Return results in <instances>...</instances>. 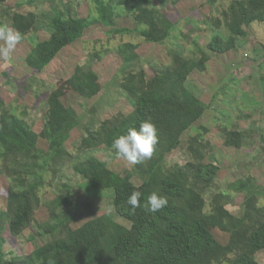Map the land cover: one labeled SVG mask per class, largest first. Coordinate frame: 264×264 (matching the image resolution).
<instances>
[{
    "label": "trees",
    "instance_id": "1",
    "mask_svg": "<svg viewBox=\"0 0 264 264\" xmlns=\"http://www.w3.org/2000/svg\"><path fill=\"white\" fill-rule=\"evenodd\" d=\"M50 1V8L41 12V20L34 10H13L6 11L7 21H0V26L13 28L22 38L39 28L48 31L49 36L36 41L26 57L28 65L37 72H42L65 47L80 40L89 26H112L124 11L131 13L142 42L167 44L183 36L176 31L169 8L181 0H166L162 7L153 0H91L95 13L91 20L80 13L77 0ZM207 17L212 36L205 48L196 41L199 52L194 49L186 53L185 48L170 47L167 61L150 63V70L136 66L131 51L138 48V43L123 42L118 49L123 60L120 80L135 108L128 114L119 111L97 124L91 123L79 141L73 140L72 132L80 120L62 100L64 93L59 87L48 93L44 116L47 149L40 145L42 136L34 129L28 111L22 115L13 112L0 94V176L8 181L7 205L0 212V236L10 232L22 237L27 229L34 228L31 239L44 237L32 252L13 257H9L0 241V264H261L258 253L264 252V204L258 206L260 199L256 194L245 197L241 215L228 207L230 195L217 192L210 202L204 197L196 201L200 215L183 218L191 183L209 184L220 171L217 163L208 160L214 150L207 137L209 128L202 124L199 132L192 133L204 110L200 87L191 75L195 70L206 71L213 54L242 46L249 36V25L264 22V0H230L221 11ZM127 30L111 28L110 32ZM93 57L101 55L95 53ZM261 79L264 85V76ZM68 84L88 99L102 90L99 73L89 62L75 66ZM143 121H151L158 135L152 158L138 164L146 175L143 182L135 183L131 172L120 174L102 159L75 160L87 151L106 150L117 157L113 141L126 135L129 128L138 129ZM186 134L188 137L184 138ZM243 135H258L260 153L264 155V122L259 123L258 129L245 130ZM184 141L188 161L167 163L168 155ZM70 162H75L76 172L85 179L80 184L82 189L92 199L110 198L112 210L99 212L90 202L87 210L71 212L69 206L74 205L72 193L76 188L62 183L49 204V218L39 222L36 214L42 205L44 187L39 173L41 164L57 174ZM251 178L240 176L229 181L228 188L243 192ZM133 191L142 193L141 206L135 210L127 204ZM152 193L168 200L167 206L156 213L143 207ZM86 211L90 217L73 225ZM118 218L128 222L122 234ZM214 229L229 234L226 243L216 237Z\"/></svg>",
    "mask_w": 264,
    "mask_h": 264
},
{
    "label": "rangeland",
    "instance_id": "2",
    "mask_svg": "<svg viewBox=\"0 0 264 264\" xmlns=\"http://www.w3.org/2000/svg\"><path fill=\"white\" fill-rule=\"evenodd\" d=\"M62 3L66 0H54ZM159 7L165 5L166 0H153ZM50 0H7L0 3V21H7L6 11L18 10L23 13L36 11L39 13L50 8ZM230 0H181L171 5L170 16L175 22L177 32H182L178 40H170L167 44L142 42L132 19L131 13L124 11L112 26L94 24L86 29L84 36L74 44L65 47L42 72L34 71L26 61L27 55L39 39H46L48 31L39 28L22 38L17 44L9 60L0 59V94L11 110L22 115L28 111L34 129L42 136L40 145L47 149L48 130L45 127L44 116L48 109V93L53 87H59L64 93L62 100L66 106L78 117L80 124L72 132L73 140L82 139L91 123L97 124L113 114L122 111L130 113L135 108V102L122 87L120 68L123 63L118 49L123 42L138 43V48L131 51L136 59L137 68L150 70L151 65H158L167 61L169 48L177 46L186 49V53L196 50L194 42L200 47H206L212 36V25L207 23V16L221 11ZM76 4L83 16L95 17L91 0H77ZM126 12V13H125ZM249 36L244 39L242 46L222 54H213L208 62L206 71L195 70L191 77L199 85L198 92L203 102V113L195 121L192 133L200 131L203 124L209 128L208 139L214 150L208 160L220 166L217 177L211 183L192 182L186 199V212L183 218L190 219V215L198 216L200 212L196 201L204 197L210 202L217 192L230 195V210L241 215V204L246 196L256 194L260 201H264V155L259 146L260 138L246 137L243 132L248 129H258L259 123L264 122V22L255 21L249 25ZM111 28H128L127 31L113 34ZM113 36V37H111ZM3 42L0 41V44ZM97 51V52H96ZM99 53L101 58L93 57ZM130 53V52H129ZM91 63L99 73L102 90L92 99L81 96L73 90L68 79L71 77L78 63ZM188 134L184 138H187ZM187 142L168 155L167 163H185L189 159ZM102 159L112 169L120 174L131 172L135 183L145 180L146 175L138 165L127 163L122 158L112 156L108 151L85 152L76 157V161ZM75 162L67 163L63 169L55 174L46 165L41 164L39 173L44 178L42 205L37 211L39 222L49 218V204L56 197L62 183H68L76 188L72 193L74 205L69 206L71 212L87 210L86 205L92 202L94 208L102 213L112 210L108 197L91 198L80 186L84 177L76 172ZM240 176H251V182L243 192L228 188L229 181ZM8 181L0 176V212L7 205ZM209 208V204H207ZM90 217L88 211L73 222L78 226ZM121 222L120 234L128 226V222L118 218ZM34 228L27 229L22 237H16L10 232L0 236L5 251L9 257L28 254L38 246L44 237L31 239ZM216 237L226 243L229 234L221 230H213ZM258 259L264 264V252L258 253Z\"/></svg>",
    "mask_w": 264,
    "mask_h": 264
},
{
    "label": "clouds",
    "instance_id": "3",
    "mask_svg": "<svg viewBox=\"0 0 264 264\" xmlns=\"http://www.w3.org/2000/svg\"><path fill=\"white\" fill-rule=\"evenodd\" d=\"M22 35L8 26H0V59L9 60L17 44L21 41ZM158 135L156 126L151 121L141 122L139 128H129L126 135L117 137L112 143V149L117 157L124 159L127 163L135 165L151 159L156 145ZM142 193L133 191L127 199V204L133 210L140 207V198ZM168 200L164 196L152 193L148 196L143 207L146 211L156 213L166 207ZM264 204V201L258 202V206Z\"/></svg>",
    "mask_w": 264,
    "mask_h": 264
}]
</instances>
